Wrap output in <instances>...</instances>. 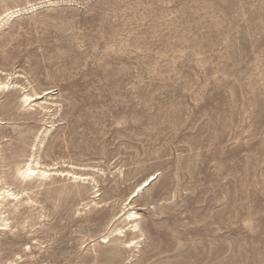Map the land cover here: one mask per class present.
Here are the masks:
<instances>
[{"label":"rangeland","instance_id":"374dc122","mask_svg":"<svg viewBox=\"0 0 264 264\" xmlns=\"http://www.w3.org/2000/svg\"><path fill=\"white\" fill-rule=\"evenodd\" d=\"M53 2L0 0L41 6L0 29V264H264V0ZM50 126L36 159L90 181L17 179Z\"/></svg>","mask_w":264,"mask_h":264},{"label":"bare ground","instance_id":"6f19581e","mask_svg":"<svg viewBox=\"0 0 264 264\" xmlns=\"http://www.w3.org/2000/svg\"><path fill=\"white\" fill-rule=\"evenodd\" d=\"M54 0H48V3H52ZM40 6V4H38ZM37 4H32L29 5L27 7H23V8H17L15 10H7L4 12V14L0 15V29L1 27H3L5 24H7L8 22L12 21L14 18L24 14V13H29V12H34L38 9ZM43 5V4H42ZM41 7V6H40ZM11 79H8L6 81H2V79H0V93H4L6 90L8 92H10V95H14L17 93H20L21 90L24 91V89H22V87H20L19 85L15 84L14 82H10ZM6 95V94H5ZM51 95L50 92H44V93H37V92H33L31 93H27L24 92L22 93V95L19 98V112H23L25 113V116L29 117V116H34L37 113H39V111H47V109H49L48 107V100L47 97H49ZM42 101V102H41ZM0 112L2 113V117L0 119V126H4L6 123V121H10L12 116H15L16 114V110L15 107L12 105L11 102H4L0 105ZM18 114V113H17ZM24 117V116H23ZM10 123V122H9ZM14 128V127H13ZM17 129V128H16ZM52 127H48L45 128L43 131H41L39 133V136L37 137V141L36 144L34 145V150L33 152L28 155L27 159L25 160V162L18 166L15 170V176L17 177V179H19L20 181H25V180H38V181H44L47 179H50L51 177L54 176H64V177H71L74 181H79V182H87L90 181V178H86L83 176H79L78 173L76 172H65V171H57L55 169H51L49 166H43L41 165V163L36 159V154H37V150L39 145H42L44 143L45 137L51 132ZM53 130V129H52ZM2 156V147L0 145V159ZM55 171V172H54ZM34 173V175L32 174ZM158 178H155V176H150L148 177L144 182H142L138 188L134 191L133 196L132 197H138L140 195V193L144 192L145 190H147V188H149ZM93 182L94 179H92ZM23 196H21L20 193H16L14 192L12 189H1L0 188V211L2 209H4L11 201H16L18 202L20 199H22ZM103 202V201H102ZM100 203H97L93 200H91L90 202L87 203V206L89 205H93V206H98L100 205ZM131 204H128L127 208H125L123 210V218H124V222H127L129 224V226L131 225V230L133 233H141V224H140V214L130 208H128ZM0 230H4V229H8L10 228V222L9 219L4 216L1 218V222H0ZM121 230H117V231H113L112 233H110V235H113L115 233L120 232ZM106 236L104 237V241H107V239L110 237ZM116 235V234H115ZM122 235V232H121ZM140 240V239H139ZM117 242L119 241V239L116 240ZM136 244L138 245V242H128L125 243L128 245L131 244Z\"/></svg>","mask_w":264,"mask_h":264},{"label":"snow or ice","instance_id":"6c2138e0","mask_svg":"<svg viewBox=\"0 0 264 264\" xmlns=\"http://www.w3.org/2000/svg\"><path fill=\"white\" fill-rule=\"evenodd\" d=\"M34 175V173H32Z\"/></svg>","mask_w":264,"mask_h":264}]
</instances>
